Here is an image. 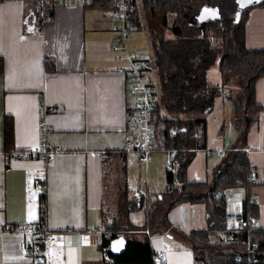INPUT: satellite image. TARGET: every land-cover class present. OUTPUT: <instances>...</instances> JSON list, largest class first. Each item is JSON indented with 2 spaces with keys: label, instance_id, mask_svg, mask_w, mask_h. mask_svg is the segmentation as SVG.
<instances>
[{
  "label": "crops",
  "instance_id": "1",
  "mask_svg": "<svg viewBox=\"0 0 264 264\" xmlns=\"http://www.w3.org/2000/svg\"><path fill=\"white\" fill-rule=\"evenodd\" d=\"M141 1L137 3L139 11ZM94 3L56 0L44 36L31 37L25 27L35 15V5L21 0L0 1V58L4 62L0 71V264H33L23 250L28 236L20 230L22 225L34 226L40 219V199L30 193L28 186L33 173L47 178V225L57 239L55 248L44 251L46 263L113 262L107 248H101L105 222L114 214L110 205L113 201L108 203L106 199L105 173L116 155L124 159L127 140L136 134L135 96L127 75L131 63L124 50H114L115 45H121L114 30L120 27L118 16ZM245 33L248 49L264 50V6L249 11ZM130 50L127 40V51L137 55ZM49 58L54 62L47 65ZM228 89L215 98L207 118L208 146L197 151L187 167L189 182H211L227 149L235 147L238 131L233 105L225 96ZM255 101L262 110L251 113L257 121L248 132L246 152L255 173L251 181L256 179L258 183L229 189L224 197L228 216L241 214L244 200L250 197L258 205L256 226L264 229V77L256 83ZM6 116L14 123L12 151L39 144L42 120L51 127L49 143L63 151L49 162L8 160L4 144ZM117 151L120 154H115ZM161 157H157L159 164L153 157L146 163L147 169L163 164L165 158ZM136 197L132 194L136 202L143 200L146 204L144 196ZM131 216L128 214L129 223L136 229L128 227L127 233L133 235L129 239L139 240L137 237L144 235L140 241H149L156 254L167 248L165 259L158 262L195 264L193 250L181 236L207 227L205 204L174 207L161 231L139 229L146 215L140 223ZM229 225L233 227V219Z\"/></svg>",
  "mask_w": 264,
  "mask_h": 264
},
{
  "label": "trees",
  "instance_id": "2",
  "mask_svg": "<svg viewBox=\"0 0 264 264\" xmlns=\"http://www.w3.org/2000/svg\"><path fill=\"white\" fill-rule=\"evenodd\" d=\"M200 1L142 0L143 8L152 19L163 20L161 31L157 30V24L153 21L148 24L156 81L150 76L151 69L146 64L144 71L149 78L146 82L159 95V101L151 113V123L159 148L170 152L172 165L178 167L176 187L172 186L174 173L167 172L165 196L170 201L163 219L167 220L168 212L180 204H205L207 227L181 236L193 250L195 264H264V229L253 225L240 229L231 227L224 197V192L229 189L251 186V179L255 175L246 148L248 132L257 121L251 118V113L262 110L255 101V86L264 77V50L247 48L245 25L248 12L264 6V2L243 9L238 16V3L235 0H215L214 7L219 8L221 18L213 19L211 25L214 34L209 37L205 23L200 22L194 12ZM94 5L106 10L113 8L105 0H95ZM170 21L174 24L171 28ZM179 21H184V26H176ZM128 23L131 30L143 28L137 8L129 14ZM166 31L170 35H166ZM216 62L221 74V85L210 84L207 79L209 69ZM3 66V59L0 58V71ZM234 81L243 85L244 91V114H241L239 102L234 100L235 110L241 115L235 119V123L238 122L235 147L227 149L226 157L214 171L211 182H189L187 167L195 153L208 146L207 118L214 109L215 98L230 88ZM241 122H246L242 130ZM4 144L5 152L12 151L14 123L10 116L4 120ZM122 154L126 163L125 156L128 154ZM123 168L126 171V164ZM119 191L118 211L105 222L101 247L107 248V254L113 259L110 264H162L155 259L156 252L149 241L126 237L128 227L136 229L129 223V212L141 209L144 202L140 200L131 204L126 200L124 203L128 187L124 186ZM242 207L241 214L248 221L258 217V205L250 197L244 200ZM158 212V207L153 206V212L146 207V221L138 228H151ZM223 236L230 237L229 241L223 242ZM119 237L128 239V247L125 253L115 255L110 243ZM252 243H256L255 249L251 248ZM41 248L44 252L45 247Z\"/></svg>",
  "mask_w": 264,
  "mask_h": 264
},
{
  "label": "built area",
  "instance_id": "3",
  "mask_svg": "<svg viewBox=\"0 0 264 264\" xmlns=\"http://www.w3.org/2000/svg\"><path fill=\"white\" fill-rule=\"evenodd\" d=\"M6 1V0H0ZM34 4L36 7L33 19L27 23L25 33L31 37H42L48 24L53 19L54 2L56 0H21ZM112 4L113 8L107 9L108 13L117 15L120 21V27H114L118 33L117 40L121 45H115L114 50H124L126 57L131 63L127 70L129 81L131 82V94L135 96L134 112L136 123V134L130 136L127 140L125 153L135 152L138 154L139 161L143 164L150 162L153 158V152L156 150L155 130L151 123V113L154 106L159 101L158 93L146 82L147 73L144 71V65L137 55L127 51V40L130 36L131 26L128 23L129 14L136 10L138 0H105ZM47 62H54V58H49ZM46 110V109H45ZM42 132L40 142L35 147H30L24 151L6 152L8 160L14 159H40L49 162L55 159L56 155L63 151L62 147L52 145L48 141L49 127L46 120L39 123ZM30 177V193L35 198L40 199V219L36 225H22L20 230L28 236L23 246L24 253L31 256L33 264H47L44 259L42 246L46 249H53L57 246V239L53 231L47 225V178L45 176L33 173ZM258 183V180H254ZM29 191V190H28ZM257 218L248 221L242 214L233 217V228L240 229L249 225L256 226ZM232 227V226H231ZM103 230V229H101ZM108 236V235H107ZM230 237L223 236V242L229 241ZM251 248H256V243L251 244ZM167 255V248L155 255L157 261H163ZM255 262V259H252Z\"/></svg>",
  "mask_w": 264,
  "mask_h": 264
},
{
  "label": "rangeland",
  "instance_id": "4",
  "mask_svg": "<svg viewBox=\"0 0 264 264\" xmlns=\"http://www.w3.org/2000/svg\"><path fill=\"white\" fill-rule=\"evenodd\" d=\"M219 1V0H216ZM233 1V0H229ZM238 2V0H235ZM215 0H201L196 6H195V14H197V17L201 10L204 7H210V8H215L214 7ZM249 13V12H248ZM140 14H141V21H142V26L140 30H131L130 31V36L128 38V43L130 46V51L133 53H136L138 58L143 61L146 64V67H150V76L153 77V80L156 81L157 74L154 68V63L151 55V48H150V39H149V31H148V24L153 21V23L157 24V30H162V22L160 18H157V20H154L151 18L149 12H147L143 8V4L141 1V9H140ZM213 19H208L206 20L205 23V28L206 32L209 37H212L214 34V30L212 29L213 25H211ZM174 26L173 22L170 21L169 27ZM176 26L182 27L184 26V21L182 22H177ZM170 31V30H169ZM167 35V31H166ZM216 45H219L218 42H216ZM147 79L149 80L148 76ZM208 82L211 84H217L221 85L222 84V79H221V74L219 71V66L217 62L209 69L208 71ZM239 83V82H238ZM235 81L231 83L230 88L226 91V100L233 105V110H234V116L236 119V116H241L239 112L237 113L235 110V103L234 100L239 102V106L241 107V114H244V91H243V85L238 84ZM159 99V95H158ZM252 116H256L255 113L252 114ZM234 124V123H233ZM246 122H241L240 128L241 130L245 128ZM238 126V122L235 123V126ZM229 126L228 122L226 127ZM237 128V127H236ZM238 131V130H237ZM155 132V131H154ZM156 139V138H155ZM156 145L158 146V141L156 139ZM159 146L156 148V150L153 152V157H155L156 163L159 164V159H157L158 155H162L165 159H162L164 161L163 164L160 165H153L152 170L149 171L147 169L146 164H143L139 161L138 154L135 152H130L128 153V161L126 163L122 160L121 161V156L116 155L114 158V163H111L110 166L107 168L106 167V173H105V192H106V199L108 203H111L112 207L114 208L113 212L118 211V203H119V190L127 186L128 191L130 193V197H128V201L134 203V200L132 198V194L137 196L136 198L144 196L146 199V204L143 205L141 209L132 211L129 213H132L131 219L136 221V222H142L145 220V212H146V207L150 208V211L153 212V206L159 208V212L157 213V217H155V221L152 224L151 230H156V229H161L163 228L165 222H164V213L167 210L168 203L170 199H168L165 196V191L168 187V182H167V172L171 171L174 173V180L172 183V186L176 187L178 185V170L176 164L173 166L172 164V159H171V154L163 153L160 150ZM161 157V158H162ZM126 164V171L123 168L124 165ZM148 164V163H147ZM172 166V167H171ZM166 186V187H165ZM165 188V189H164ZM147 195L150 198V200L147 199ZM164 195L162 198L161 196ZM125 198V196H124ZM149 201V206L147 205V202ZM229 201V199H228ZM229 203V202H228ZM123 209V208H122ZM125 210V208L123 209ZM186 213H183V216ZM233 216H228V221L231 222L232 224V219ZM228 222V223H229ZM144 224V223H143ZM142 224V225H143ZM153 231V235H156L157 233ZM133 236L131 233H127L126 237L130 238ZM137 239H145L144 235H139Z\"/></svg>",
  "mask_w": 264,
  "mask_h": 264
},
{
  "label": "water",
  "instance_id": "5",
  "mask_svg": "<svg viewBox=\"0 0 264 264\" xmlns=\"http://www.w3.org/2000/svg\"><path fill=\"white\" fill-rule=\"evenodd\" d=\"M264 0H238V16H240L243 9H247L250 7H255L261 3H263ZM221 14L218 7L210 8V7H204L201 12L199 13L197 19L200 22H205L208 19H220ZM123 241L124 243L121 245L119 244V241ZM128 247V241L124 237H119L117 239H114L110 243V249L115 255H121L126 252Z\"/></svg>",
  "mask_w": 264,
  "mask_h": 264
},
{
  "label": "snow or ice",
  "instance_id": "6",
  "mask_svg": "<svg viewBox=\"0 0 264 264\" xmlns=\"http://www.w3.org/2000/svg\"><path fill=\"white\" fill-rule=\"evenodd\" d=\"M123 243H124V242H123L122 240H121V241H119V244H121V245H122Z\"/></svg>",
  "mask_w": 264,
  "mask_h": 264
}]
</instances>
